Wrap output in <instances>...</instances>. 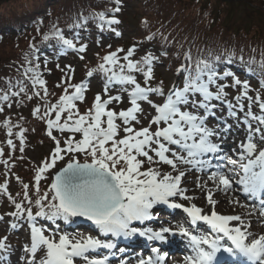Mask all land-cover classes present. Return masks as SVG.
Here are the masks:
<instances>
[{"label":"snow or ice","instance_id":"obj_1","mask_svg":"<svg viewBox=\"0 0 264 264\" xmlns=\"http://www.w3.org/2000/svg\"><path fill=\"white\" fill-rule=\"evenodd\" d=\"M110 3L105 11L79 14L67 32L58 22L43 32V20L35 21V31L57 59L75 53L84 61L88 44L81 33L90 22L121 36L123 0ZM142 44L97 54L79 82L75 67L57 63L63 73L57 93L44 78L45 70L51 73L48 58L41 61L39 47L29 43L18 69L22 78L0 88V113L36 100L31 116L43 123L53 147L32 164L25 182L12 161L25 158L29 129L10 117L0 120L8 149L0 147V196L11 209L0 215V264H132L121 258L127 249L119 245L136 237L149 243L150 253L138 254L135 264H167L169 254L155 245L177 235L187 250L179 264H264V233H253L245 219L256 216L264 226V59L254 86V58L241 56L242 70L234 71L228 67L236 63L233 53L193 58L186 52L165 87L155 69L168 52L157 55ZM97 77L102 86L82 110ZM17 149L21 155L14 157ZM10 173L20 185L15 195ZM221 193L245 213L217 211ZM157 206L180 210L184 219L153 228ZM80 221L93 231H80ZM22 229L23 243L14 244Z\"/></svg>","mask_w":264,"mask_h":264},{"label":"trees","instance_id":"obj_2","mask_svg":"<svg viewBox=\"0 0 264 264\" xmlns=\"http://www.w3.org/2000/svg\"><path fill=\"white\" fill-rule=\"evenodd\" d=\"M130 2L131 0H123ZM179 0H133L139 5L141 14H139V23L134 27L139 31L140 36H134L133 33L129 38H138V42H143L144 49H149L157 55L161 51H167L168 56L162 57L161 62L167 67L175 71V68L183 60L184 54L190 52L193 58L198 56L207 57L209 54L212 56H224L228 53L235 55L236 62L243 56L245 61L254 58L257 64L254 65L257 75L252 77V82H259L260 76L258 75L259 62L264 59V30L258 35L249 36L244 34L224 35L221 30L214 29L217 27L214 16L207 8L197 7V11L191 12L195 16L193 19L188 13V7L182 8L179 6ZM198 1V0H194ZM252 1V0H251ZM257 4V3H256ZM209 5V1H206ZM112 5L110 0H0V88L6 85L8 80L15 83L21 79L20 71L23 64V58L26 52H29L28 47L30 42H35L40 49V59L48 58L49 62L57 59L53 48L48 44L42 43L41 37L35 31V21L43 20L40 25L41 31L47 32L53 22H58L59 25L67 32V25L71 24L73 19L79 14L89 16L92 13L105 11ZM264 6V5H263ZM256 7H260L257 4ZM207 9V10H206ZM124 11L118 14L123 17ZM121 20L118 29L121 35L129 30L132 25H125ZM147 21V25L143 24ZM127 27H129L127 29ZM135 33V32H134ZM155 34L152 41H145V37ZM84 42L96 43L100 38V43L107 40L109 43H116L108 51L120 48L119 39L122 36L116 37L113 33H101L96 28L94 22H90L88 31L82 32ZM35 40L33 41V38ZM166 38V39H165ZM54 43V42H53ZM8 45V46H7ZM142 54V53H140ZM75 55L68 53L63 55L67 58H72ZM101 54H99L100 56ZM103 55V54H102ZM101 55V56H102ZM59 58H62L60 56ZM57 62V61H56ZM234 71H241L239 65H228ZM50 69V68H49ZM50 74L45 70L44 78L48 81L50 91L59 92L60 89H55L62 76L56 67ZM82 71L81 76H84ZM93 97H87V102L80 105L81 109L90 106ZM36 100L27 101L17 107L13 104L11 109L5 110V113H0V120L10 117L12 122L20 123L23 127L29 129L26 133L28 137L27 147L35 140L50 145V140L45 136L44 125L42 122L34 120L31 116V109L35 106ZM24 117V120H19V117ZM35 131H32V129ZM17 129H13L15 132ZM6 139L5 130L0 127V147L5 148L7 154L8 149L2 142ZM18 144V141H15ZM26 147V149H27ZM25 149V150H26ZM21 153L17 151L13 154L14 157H19ZM24 159H14L15 164L13 172L21 176L25 182H28L32 176L31 166L25 153ZM7 158V156H5ZM5 168L0 164V182L4 179ZM10 189L12 185L17 190H20V185L16 182L15 176L9 174ZM13 187V189H14ZM0 198H3L1 196Z\"/></svg>","mask_w":264,"mask_h":264},{"label":"rangeland","instance_id":"obj_3","mask_svg":"<svg viewBox=\"0 0 264 264\" xmlns=\"http://www.w3.org/2000/svg\"><path fill=\"white\" fill-rule=\"evenodd\" d=\"M207 0H179V6L182 8L187 7V5H190L188 7V13L190 14L193 19L195 16L191 12H196L197 7L201 8H207L210 13H212V16H214V19L216 20L215 23L217 27L214 29L221 30L224 35H230V33H240L244 35L250 36H256L262 30H264V0H208L209 5H206ZM260 4V7H256L257 4ZM206 9V10H207ZM124 14L123 17L119 16V19H122L125 25L133 26V27H127L129 30L125 31V34L122 38V41L120 42V46L122 48H125L129 45L137 44L138 38L135 37L133 39L129 38V36L133 33L134 36H140V33L138 30H136L134 27L139 23V14H141V9L139 8V5L136 2H133L131 0L130 2H125V6L123 8ZM196 15V13H195ZM135 32V33H134ZM8 46V45H7ZM143 46V45H142ZM144 48V47H143ZM107 43H102L99 46H96L95 43H92L89 47L87 52L85 53L86 59L84 62L80 63L78 60L75 61H66L61 60L64 65L65 64H71L73 67L76 68V74L75 78L78 77V73H82L83 70H85V64L94 67L96 63L98 62V56L97 54H107L108 52ZM100 55V56H101ZM102 55V56H103ZM101 56V57H102ZM62 65V64H61ZM63 65V66H64ZM172 70V69H171ZM155 74L157 77V80H163L165 87L170 85V83L175 79V75L170 70H167L163 64H158L155 69ZM81 77V76H80ZM99 84L93 79L91 83V91L93 94H95L96 91L100 90ZM50 145L41 143L38 140H35V142L30 143L25 151V155L28 158V161H30L31 164H34L43 158H45L49 151H50ZM64 162H60L58 164V167L62 166ZM191 180V179H190ZM47 182L44 183V186H46ZM12 192H14V189H11ZM17 191L13 193V195L16 194ZM2 199V198H1ZM4 199V198H3ZM6 202V199L4 200ZM11 210L10 207L3 203L0 204V215H2L5 211ZM223 214H228L230 211L228 209H218ZM256 223H260L259 219H255ZM5 226L3 224H0V231L3 230ZM156 227V226H155ZM158 228V227H156ZM79 230L84 231L85 233L92 230V226L90 223L86 222L83 224L82 221L79 223ZM17 239L23 243L25 239V233L23 229L16 235L12 237V242L15 244ZM157 246V245H156ZM159 247V246H158ZM147 251H150V247ZM138 254H142V252L138 251L136 253V256ZM145 255L149 254L148 252L144 253ZM168 255L169 261H167V264H173L175 262V259L179 258L176 257L177 254L174 255ZM132 261V264H135V261L129 258H125ZM167 259V260H168Z\"/></svg>","mask_w":264,"mask_h":264},{"label":"bare ground","instance_id":"obj_4","mask_svg":"<svg viewBox=\"0 0 264 264\" xmlns=\"http://www.w3.org/2000/svg\"><path fill=\"white\" fill-rule=\"evenodd\" d=\"M193 179L192 176L189 177V181ZM217 199H219L221 201V203L217 206V211L220 212V210L218 209H228L230 212L228 214H244L246 209H242L239 208L235 205H229L227 203V198L221 193L218 194L216 196ZM197 204H201L202 202L197 200L196 201ZM164 210V211H162ZM154 211L158 212L159 215H161V220H156L150 223L149 226L156 228L159 227L161 225L163 226H168L169 224L175 225L177 222H181L184 219V213H182V211L178 210V212L176 211H172L169 210L167 208H159V206H157L156 209H154ZM162 213H161V212ZM245 219H250L251 224H252V228L251 231L255 234H260V233H264V226H262L261 223H256L255 219H257L256 216H252V217H245ZM83 224H85V221H82ZM156 226V227H155ZM206 226L201 225V228H204ZM169 243L168 244H158L160 247H162L163 249L167 250V253H171L174 252V250L178 251L181 255L186 254V247L184 244V241L181 239L180 236H169L168 237ZM149 243L144 240L143 238L140 237H136L133 238L130 241H120V245L121 247H125L127 249L126 253H124L122 255V257L125 258H131L133 256H135V259L137 258L136 253L137 250H141L142 252H146L147 247H148ZM226 256V254H225ZM182 259H175V262L173 264H179V262Z\"/></svg>","mask_w":264,"mask_h":264}]
</instances>
